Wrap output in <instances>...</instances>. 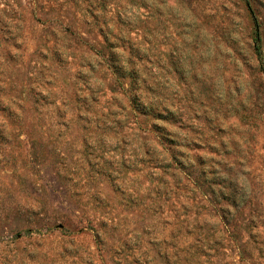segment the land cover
<instances>
[{
    "label": "rangeland",
    "instance_id": "rangeland-1",
    "mask_svg": "<svg viewBox=\"0 0 264 264\" xmlns=\"http://www.w3.org/2000/svg\"><path fill=\"white\" fill-rule=\"evenodd\" d=\"M0 264H264V0H0Z\"/></svg>",
    "mask_w": 264,
    "mask_h": 264
}]
</instances>
